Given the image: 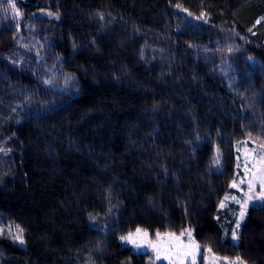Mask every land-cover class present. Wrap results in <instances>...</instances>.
<instances>
[{
  "label": "trees",
  "instance_id": "obj_1",
  "mask_svg": "<svg viewBox=\"0 0 264 264\" xmlns=\"http://www.w3.org/2000/svg\"><path fill=\"white\" fill-rule=\"evenodd\" d=\"M246 140L264 0H0V264H155L138 229L264 264V205L226 238Z\"/></svg>",
  "mask_w": 264,
  "mask_h": 264
},
{
  "label": "rangeland",
  "instance_id": "obj_2",
  "mask_svg": "<svg viewBox=\"0 0 264 264\" xmlns=\"http://www.w3.org/2000/svg\"><path fill=\"white\" fill-rule=\"evenodd\" d=\"M41 17L44 15L40 14ZM52 17V16H48ZM66 81L71 82L68 77ZM239 172L233 184V191L223 203V211H229L230 217H225L227 223H232L228 228L226 238H231L235 244L240 243V233L245 224L249 209L253 206L264 205V146L255 141L246 140L238 147ZM247 202L241 218V205ZM239 222V227L237 223ZM129 234L123 243L131 247L136 253H150L155 264H245L241 260H231L219 256L211 250L204 249L196 240L192 231L183 235L172 233L152 234L150 231L139 229ZM6 231L0 226V232ZM7 231L11 232L10 229ZM235 233L236 238H233ZM16 239L19 233L16 232ZM20 242V241H19ZM21 244V243H20Z\"/></svg>",
  "mask_w": 264,
  "mask_h": 264
},
{
  "label": "snow or ice",
  "instance_id": "obj_3",
  "mask_svg": "<svg viewBox=\"0 0 264 264\" xmlns=\"http://www.w3.org/2000/svg\"><path fill=\"white\" fill-rule=\"evenodd\" d=\"M13 7H15V6L13 5ZM246 204H247V202H245V204L241 205V207H242V211L240 213L241 218H243V216L245 214L244 211H243V209L246 207ZM237 227H239V222L237 223ZM137 231H140V230L138 229ZM233 238L234 239L236 238L235 233H233ZM16 239L19 240L20 243H24V241H23V239H22L21 236H17ZM121 239H125V237H121ZM237 259H239V258H237Z\"/></svg>",
  "mask_w": 264,
  "mask_h": 264
}]
</instances>
